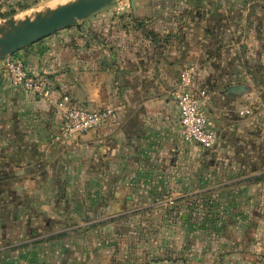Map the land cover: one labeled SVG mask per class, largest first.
<instances>
[{
  "label": "crops",
  "instance_id": "1",
  "mask_svg": "<svg viewBox=\"0 0 264 264\" xmlns=\"http://www.w3.org/2000/svg\"><path fill=\"white\" fill-rule=\"evenodd\" d=\"M218 2L207 18L184 15L183 0L173 14L162 0L110 5L13 54L57 96L114 110L87 133L61 136L54 103L13 85L0 60V264H187L170 249L145 263L117 259L99 227L136 202L172 210L197 193L264 182V3L248 15L243 0ZM184 66L208 93L213 148L182 139ZM233 85L247 90L227 93Z\"/></svg>",
  "mask_w": 264,
  "mask_h": 264
},
{
  "label": "rangeland",
  "instance_id": "2",
  "mask_svg": "<svg viewBox=\"0 0 264 264\" xmlns=\"http://www.w3.org/2000/svg\"><path fill=\"white\" fill-rule=\"evenodd\" d=\"M60 1L0 0V23L11 16L18 18L27 14L32 16L47 7H53L69 0ZM128 1L135 0H115L111 5L123 12L127 8L124 5ZM162 1L167 5L162 7L163 13L173 14L172 0ZM188 1L183 0L180 6L184 15L192 12L195 16L203 15L204 18H207L209 15H217L216 12L219 11L218 0ZM243 1L246 3L243 5V12L248 15L252 5H256L257 2L264 3V0ZM259 8L257 7V10ZM261 13L264 16V11ZM202 28L200 27L201 30H204ZM210 40L214 44L217 39ZM213 44L210 46H214ZM189 68H193L195 71L196 89L198 87L205 93L202 102L206 108L208 93L197 85L198 69L195 66H184L180 72V81L182 72ZM53 89L55 91L54 86ZM63 95L65 94L59 96L56 94L55 100L51 99V101L64 120L65 109L56 102L60 101V97ZM214 131L218 140V133L216 130ZM60 137L54 136V140L64 141ZM196 185L202 186V183H196ZM252 189L250 185H240L238 188L234 186L230 189L214 191L212 199L208 195L205 198H202L203 196L186 198L182 202L175 201L177 204L172 210L167 209V207H171L169 206L171 204H160L162 209L158 207L157 210L144 211L147 209L137 208L141 204L136 202L131 206L130 209H133L131 212L119 216L120 219H115L116 223L113 220L101 224L99 236L106 243L116 242L118 245L113 252L114 257L124 258L129 262L133 259L136 260L133 256H137L139 261L145 263L155 256V251L158 255L166 252V249H170L169 251H174L177 254L189 255L192 259L187 264H264V182ZM171 201L169 200V202ZM69 221H74V219H68L67 222L70 223ZM220 237L223 241L221 244L219 243ZM154 263L156 262L152 264ZM159 264L185 263L162 260Z\"/></svg>",
  "mask_w": 264,
  "mask_h": 264
},
{
  "label": "built area",
  "instance_id": "3",
  "mask_svg": "<svg viewBox=\"0 0 264 264\" xmlns=\"http://www.w3.org/2000/svg\"><path fill=\"white\" fill-rule=\"evenodd\" d=\"M4 67L9 73L13 85L21 87L26 93L55 100L52 82L45 76L29 71L24 62L13 55L4 59ZM195 71L185 69L181 74V81L175 91L180 111L181 136L186 143H196L203 148H213L217 142V134L208 126V115L202 99L205 93L196 89ZM65 109L61 136L67 137L76 133H87L98 128L105 120L113 116L114 110L89 109L77 103L69 94L56 101Z\"/></svg>",
  "mask_w": 264,
  "mask_h": 264
},
{
  "label": "water",
  "instance_id": "4",
  "mask_svg": "<svg viewBox=\"0 0 264 264\" xmlns=\"http://www.w3.org/2000/svg\"><path fill=\"white\" fill-rule=\"evenodd\" d=\"M115 0H70L22 18L11 16L0 23V60L46 38L77 21L110 6ZM244 85H233L227 93H242Z\"/></svg>",
  "mask_w": 264,
  "mask_h": 264
},
{
  "label": "trees",
  "instance_id": "5",
  "mask_svg": "<svg viewBox=\"0 0 264 264\" xmlns=\"http://www.w3.org/2000/svg\"><path fill=\"white\" fill-rule=\"evenodd\" d=\"M0 16H1V14H0ZM209 194H211V195H209ZM212 194H213V192L210 191V190H208V191H204V192H201V193H197V194H195L194 196H203L202 198H205V196L208 195L209 198L212 199V198H213V195H212ZM188 222H189V220H188ZM186 223H187V222H186ZM216 231L219 233L218 229H216ZM221 238H222V237H220V239H219V240H220V242H219L220 244H221V242H223ZM179 260H180V259H179ZM179 260H178V261H179ZM173 261L175 262V261H177V260H173ZM178 261H177V262H178Z\"/></svg>",
  "mask_w": 264,
  "mask_h": 264
},
{
  "label": "bare ground",
  "instance_id": "6",
  "mask_svg": "<svg viewBox=\"0 0 264 264\" xmlns=\"http://www.w3.org/2000/svg\"><path fill=\"white\" fill-rule=\"evenodd\" d=\"M59 1H60V0H59ZM61 1H62V0H61ZM61 1H60V2H61ZM69 1H70V0H69ZM60 2H59V3H60ZM67 2H68V1H67ZM56 3H57V2H56ZM64 3H66V2L64 1ZM57 4H58V3H57ZM60 4H63V3H60ZM60 4H58V5H60ZM56 6H57V5H56ZM51 7H52V6H51ZM53 7H55V6H53Z\"/></svg>",
  "mask_w": 264,
  "mask_h": 264
}]
</instances>
